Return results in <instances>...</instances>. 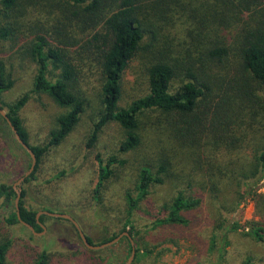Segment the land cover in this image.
<instances>
[{
  "label": "trees",
  "instance_id": "16d2710c",
  "mask_svg": "<svg viewBox=\"0 0 264 264\" xmlns=\"http://www.w3.org/2000/svg\"><path fill=\"white\" fill-rule=\"evenodd\" d=\"M0 5V45H17L31 38L22 48L37 65L33 91L49 95L67 110L58 118L57 127L50 132L47 143L31 144L20 114L29 101V94L13 103L5 102L3 96L13 89L15 80L6 63L0 60V107L37 158L35 170L25 185L38 183L45 157L68 139L86 112V100L74 87L78 72L70 60L72 47L68 46L69 43L77 44L76 35H81L92 37L96 43L104 80V109L88 139L87 150L95 148L100 134L112 122L118 123L126 132L119 152L137 150L142 143L141 118L149 112H159V127L174 150L178 148L184 154H190L196 149L194 155L198 156L210 144V159L213 153L214 159L222 156L228 160L225 165H219L221 167L209 164L202 173L205 175L207 171L211 179L237 175L238 197H251L258 204L264 202V193H260V183L264 182V145L260 142L255 144L258 130L254 124L246 122L248 112L258 104L256 90L264 98V0H0ZM39 6L50 7L52 11H48V15L53 16L42 21V9H37ZM177 13L192 21L193 25L190 32L193 42L187 50L180 52L186 56L179 70V56L174 55L167 36L168 27L176 23ZM48 26L56 27L49 29ZM55 34L58 40L54 42ZM231 42L238 52L239 78L226 65L232 53ZM140 51L149 53L151 57L147 68L148 93L128 108H120L124 74ZM179 72H183L184 79L175 88ZM206 132L208 140L205 139ZM9 133L12 129L0 114V144L3 145L2 140ZM16 145L24 149L18 141ZM4 148L0 149V155ZM27 155L30 156L28 152ZM96 162L98 181L94 194L96 199H100L105 184L115 176L116 168L124 166L126 161L117 155L107 159L97 155ZM170 165V161L165 159L156 166L155 173L154 165L141 168L136 197L132 193L127 194L130 216L148 197L154 185L164 183L163 177ZM62 176L60 174L56 178ZM16 197L11 185L0 183V201L4 208L13 206ZM29 198L28 189L22 188L20 215L39 233L43 231L41 224L47 217L44 215L37 219L39 209L32 207ZM200 203L199 199L180 192L170 205L164 223L187 225L188 220L183 213L195 209ZM262 207L263 221L253 222L248 231L259 242H264V204ZM44 210L53 213L52 210ZM2 221L10 226L20 224L16 211ZM129 226L128 219L120 233L114 234L108 242L126 232ZM225 237L222 239L224 242ZM34 239L31 234L30 242ZM87 240L94 245L89 237ZM217 245L213 239V250ZM10 246L9 241L0 243V264H7ZM221 251L220 246L219 253ZM37 255L36 264L50 263L46 249H39ZM244 264H252V261L249 259Z\"/></svg>",
  "mask_w": 264,
  "mask_h": 264
},
{
  "label": "rangeland",
  "instance_id": "374dc122",
  "mask_svg": "<svg viewBox=\"0 0 264 264\" xmlns=\"http://www.w3.org/2000/svg\"><path fill=\"white\" fill-rule=\"evenodd\" d=\"M37 9H42L41 20L44 22L53 16L48 15V11H52L48 6H39ZM180 15L175 14L176 23L168 27L167 34L174 55L179 56L178 70L186 56L180 52L187 50L193 42L190 36L192 21ZM56 34L55 39H52L54 42L58 40ZM76 37L77 44L69 43L68 46L72 47L70 60L78 72L74 87L86 100V112L68 139L45 157L38 183H24L22 188L28 189L30 203L34 209H39L38 214L48 209L55 214L69 215L80 225L86 237L93 241L92 246L108 245L97 250L90 249L71 221L45 214L39 217H47L42 224L45 230L42 228L40 235H35L21 223L10 226L2 220L18 211L16 199L14 205L7 208L0 201V243L11 242L7 264H36L39 249L48 251L49 264H244L249 259L252 264H264V242L248 234L253 222L263 221L261 212L264 202L259 205L251 197L240 199L237 175L211 179L207 171L205 175L202 173L209 168V164L221 167L219 165H225L228 160L222 156L214 159L213 153L210 159V144L198 156L194 155L196 149L190 154H184L178 148L174 150L159 127L160 113L154 111L141 118L142 143L137 150L119 152L126 132L116 122L108 124L100 134L95 148L87 150L88 139L104 109V80L96 43L92 37ZM27 40L31 38L17 45H0V60L6 63L8 72L15 80L13 89L4 94L3 99L13 103L29 94V101L20 114L31 144L44 145L50 132L57 127L58 118L67 110L61 108L49 95L33 91L37 65L24 53L22 47ZM231 44L232 53L226 65L239 78L238 52L233 42ZM194 56L197 54L194 53ZM150 63L149 53L143 51L138 52L132 60L124 74L120 108H128L135 100L147 95V68ZM182 73L179 72L175 80V88L184 79ZM255 94L258 104H254L248 112L246 122L254 124L258 130L255 144L260 142L264 145V98L259 90ZM257 112L258 115H255ZM205 134L208 140V132ZM16 141L12 131L2 140L3 145L0 144L1 150L5 147L0 155V183H8L13 188L32 165L31 156L28 157L27 150L18 148ZM97 155L104 159L117 155L126 161L124 166L116 168L115 176L105 184L100 199H96L94 194L98 181ZM165 159L171 165L163 177L164 183L154 185L148 197L139 203L136 212L130 216L127 194L132 193L136 197L141 168L154 165L155 173L158 169L156 166ZM60 174L63 176L56 178ZM260 185V193H264V182ZM180 192L199 199L200 205L183 213L188 220L187 225L164 223L170 205ZM128 219L130 226L118 236L120 240L115 242L116 238L108 242L114 234L120 233ZM131 231L133 234H130ZM31 234L35 238L33 242L29 240ZM224 237L225 242L222 240ZM213 239L219 244L215 250L212 248ZM220 246L222 251L219 253ZM133 252L135 254L132 258ZM137 256L138 261L135 262Z\"/></svg>",
  "mask_w": 264,
  "mask_h": 264
},
{
  "label": "water",
  "instance_id": "95a60500",
  "mask_svg": "<svg viewBox=\"0 0 264 264\" xmlns=\"http://www.w3.org/2000/svg\"><path fill=\"white\" fill-rule=\"evenodd\" d=\"M0 114L1 116L6 120V122L8 123V125L10 126V128L12 129V131L14 132V135L17 139V141L21 144V146L27 150V152L30 154L31 158H32V165L30 167V169L28 170V172L25 174V176H23L15 185L14 187V190L16 192V206H17V216H18V220L19 222L24 225L25 227H27L30 231H32L35 235H40L39 233H37L34 229V227L28 223H26L25 221L22 220L21 218V215H20V209H19V202H20V199H21V196H22V186L23 184L25 183L26 179L34 172L35 170V167L37 165V158L34 154V152L31 150V148L23 141V139L21 138L17 128L12 124L11 120L9 119V117L7 116V113L5 112V110H3L1 107H0ZM47 215V216H50V217H56V218H63V219H67L69 221H71L73 223V225L76 227V229L78 230L79 234H80V237L82 239V241L84 242V244L90 248V249H93V250H97V249H100V248H103L105 246H107L108 244H105L103 246H92L91 244H89L88 240H87V237L86 235L84 234V232L82 231L80 225L69 215H65V214H55V213H49V212H42L40 214L37 215V219H39L40 215ZM41 227L45 230V227L41 224ZM126 236H129L128 233H125ZM120 240V237L117 238L115 240L116 241H119ZM134 254L135 252H133V255H132V258L134 257ZM131 258V259H132Z\"/></svg>",
  "mask_w": 264,
  "mask_h": 264
}]
</instances>
